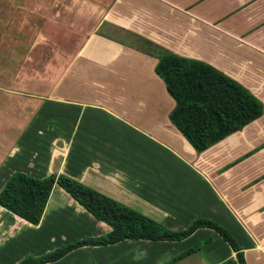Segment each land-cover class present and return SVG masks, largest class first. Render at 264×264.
<instances>
[{"label": "crops", "instance_id": "crops-1", "mask_svg": "<svg viewBox=\"0 0 264 264\" xmlns=\"http://www.w3.org/2000/svg\"><path fill=\"white\" fill-rule=\"evenodd\" d=\"M116 1L101 9L95 31L125 24L143 38H107L93 31L74 51L58 54V79H48L49 65L51 83L37 88L44 92L22 93L39 101L28 108L32 115L0 116V190L16 172L37 179L63 175L175 233L199 219L215 222L233 236L245 264H264V112L196 153L169 122L173 102L154 72L160 49L202 61L243 85L264 108V0ZM35 5H27L28 16L16 0L1 10L0 38L17 39L19 51L29 46L22 60L40 56L48 44L41 34L45 24L34 13L41 7ZM47 51L54 59V50ZM21 65L14 83L26 75ZM254 157L262 182L252 181L258 178L251 168ZM109 231L54 185L38 225L0 207V264H18ZM47 264L238 261L219 234L199 228L180 241L83 246Z\"/></svg>", "mask_w": 264, "mask_h": 264}, {"label": "trees", "instance_id": "trees-1", "mask_svg": "<svg viewBox=\"0 0 264 264\" xmlns=\"http://www.w3.org/2000/svg\"><path fill=\"white\" fill-rule=\"evenodd\" d=\"M154 72L174 101L168 114L169 122L196 153L241 131L263 115L262 102L248 89L205 62L160 51ZM54 185L61 187L110 231L99 238L82 240L40 257H25L18 264H47L83 246H107L124 240L180 241L199 228L214 230L235 252L238 264H245L233 236L215 222L199 219L186 230L175 233L63 175L37 179L24 173H13L0 190V207L38 225Z\"/></svg>", "mask_w": 264, "mask_h": 264}, {"label": "rangeland", "instance_id": "rangeland-1", "mask_svg": "<svg viewBox=\"0 0 264 264\" xmlns=\"http://www.w3.org/2000/svg\"><path fill=\"white\" fill-rule=\"evenodd\" d=\"M18 1H20L23 5V16L29 15V11L25 9L30 3H35L37 4L35 6H39V8L41 7L34 13L40 14L41 17L39 18V20L41 21V23L38 22V24L40 26L42 24H45V26L42 27L41 34H44V37H48L47 40L44 38V40H46L48 44H44L42 46V50L45 54L42 52L40 56H38V53V57L34 55V58L31 59L29 56V58H27L26 60L21 59L26 52L27 54L30 52L28 51L29 46L26 45V43L22 45V51H19L17 48L19 44H15V40L17 39L0 38V116L5 115L7 117L9 116L27 118L32 115L28 108H30V106L38 105L39 101L35 100L34 97L30 98L24 96L22 95V93H33V95H38L44 92L43 89L38 90L37 88L40 84L42 85L45 82H49L46 81V75L48 74V71H45L47 70L46 68L49 65H52V71H50L51 77H49L48 79L53 80L56 78L57 80V74L60 72L62 67V64L58 62L59 60H57V58H59L58 54L62 51H74L84 38H88L89 35L93 31H95V25L97 22L96 18H99V16L101 15V9L103 7L106 8L108 3H110V5H113V3L117 1L115 0V2H110L111 0H16V2ZM122 1L126 0H120L119 2L122 3ZM185 1H182V3H184ZM14 2L15 0H0V16L2 13H4L3 11H1L2 6L7 3L14 4ZM123 4H125V2ZM41 9L43 10L41 11ZM24 20L25 22H27L26 18ZM123 25L113 26V29L110 30H107V26H105L102 27L101 30H99L98 32L99 34H103L107 38H143L141 35H139L140 33L138 34L133 32L130 29L131 26H129L128 28V26L125 25L126 27H124ZM165 27L166 32L169 33L171 25L167 24ZM98 32L96 33L98 34ZM139 32H141V30ZM176 38L178 37L176 36ZM138 46H140L141 48H145L142 45ZM49 48L50 50H54V53H51L52 56H54V59L49 58V53L47 56V49ZM160 51H163V49H160ZM20 62L22 63L21 68L23 71V76L25 74L26 75L22 78L21 83H14L13 72L14 70H17V68H19L18 66ZM55 68H57L58 70L54 71ZM16 92L21 94L18 95ZM14 93H16V96L13 95ZM45 93L42 94L43 98L47 95ZM167 97L173 102L174 105V101L168 95ZM47 105L48 104H46L45 106ZM254 161L255 157L254 159L252 158L251 166V168H254L255 170V164L253 163ZM257 176L258 178L251 180L257 182L261 179L260 174L255 170V177ZM231 180H233V177L231 178ZM235 180L237 183H239V180H241V178L237 177ZM235 180L233 181L235 182Z\"/></svg>", "mask_w": 264, "mask_h": 264}]
</instances>
